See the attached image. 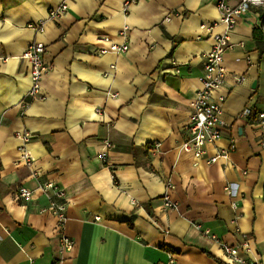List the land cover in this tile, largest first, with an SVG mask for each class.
<instances>
[{"label": "crops", "instance_id": "1", "mask_svg": "<svg viewBox=\"0 0 264 264\" xmlns=\"http://www.w3.org/2000/svg\"><path fill=\"white\" fill-rule=\"evenodd\" d=\"M124 2L0 0V264H229L222 244L264 264V11L240 16L229 36L212 95L224 98L226 127L194 165L180 146L204 55L223 31L215 0H138L125 13ZM62 3L59 22L30 28ZM103 37L127 51L97 53ZM35 41L49 71L29 98L21 56ZM230 143L227 159L206 164ZM48 182L65 192L68 251L41 212Z\"/></svg>", "mask_w": 264, "mask_h": 264}, {"label": "built area", "instance_id": "2", "mask_svg": "<svg viewBox=\"0 0 264 264\" xmlns=\"http://www.w3.org/2000/svg\"><path fill=\"white\" fill-rule=\"evenodd\" d=\"M137 1L125 0L123 12L125 13L127 8ZM215 4L220 14L219 24L223 26V31L214 36V42L210 50L204 55L203 74L200 79L201 88L197 91L195 99L191 102V112L185 128L188 136L180 146L181 150L192 155L194 165H197L198 161L206 155L207 146L216 144L226 127L223 120L224 98L213 99L212 95L220 88L224 80L225 69L222 66V60L223 54L232 47L229 36L234 30L237 19L240 16L245 15L252 8H261L264 11V0H215ZM66 9L67 7L64 3L60 4L48 12L46 20L39 21L37 25L30 26V28L36 33H42L44 23L46 21L59 22L61 17L64 16ZM256 26L264 43V14L258 19ZM210 28L211 26L208 29ZM100 41L107 43L108 46L98 48L97 53L99 54H106L108 52L120 54L127 51L126 45H117L107 37L101 38ZM44 52V44L35 41L26 48L21 56L30 66L31 87L27 93L29 98L39 96L40 82L49 71V67L43 61ZM242 80L243 78H238L237 81L241 82ZM250 114L251 110L245 108L240 112L239 116L247 118ZM256 118L261 130L264 131V111L258 112ZM21 139L27 141L28 136L24 135ZM234 149L235 144L230 143L227 149L217 151L215 156L209 157L206 160V164L215 163L219 157L227 159ZM19 152L20 161L25 166L31 167L33 159L29 152L24 147ZM100 159L104 160V157L100 156ZM38 190L48 198V206L43 208L41 212H49L56 218L61 249L70 250L72 242L63 233V226L66 221L65 209L67 207L65 192L52 182L40 185ZM17 196L24 200H29L32 192L29 189L20 187L17 190ZM163 204L166 209L176 208V204L171 201L168 193L163 197ZM204 234L209 236L211 240L216 241L214 236L208 234V231H205ZM220 247L229 264H258L238 258L235 248L223 244ZM169 263H172V259L169 260Z\"/></svg>", "mask_w": 264, "mask_h": 264}]
</instances>
